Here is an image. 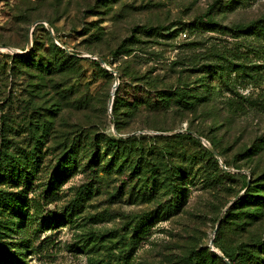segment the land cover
<instances>
[{"label":"rangeland","instance_id":"rangeland-1","mask_svg":"<svg viewBox=\"0 0 264 264\" xmlns=\"http://www.w3.org/2000/svg\"><path fill=\"white\" fill-rule=\"evenodd\" d=\"M0 153L32 172L28 208L0 209L6 264H227L264 230V0H0Z\"/></svg>","mask_w":264,"mask_h":264},{"label":"trees","instance_id":"trees-1","mask_svg":"<svg viewBox=\"0 0 264 264\" xmlns=\"http://www.w3.org/2000/svg\"><path fill=\"white\" fill-rule=\"evenodd\" d=\"M206 23H208L209 26H217V23H215L211 20L207 21ZM40 26H42V25H40ZM212 28H214V27H212ZM171 29L172 28H162V29L153 28V30H156V31L168 32L166 34H169V35L177 32L176 31L177 29L175 31H171ZM235 29H236V31L240 32L243 30V27L237 26V27H235ZM184 31H186V30L180 31V34H181V32H183L184 35H186V32H184ZM49 35H50V33H49ZM54 46L56 49H58L59 52H62V53L65 52L64 50L60 49L58 46H56V45H54ZM32 51L33 50H30L27 54L17 56V57H19L21 59H26V60H32V59H34L31 56ZM115 54L124 55L125 54L124 53V45H121L120 47H118L115 50ZM30 58H32V59H30ZM116 109H117V106H116V102L114 101L112 103L113 113L116 111ZM160 131H162V130H160ZM194 133L196 135L201 136L198 131H194ZM179 137H186L188 139V141H190L192 143H196L198 145L200 144V141L195 139L191 135L177 136V138H179ZM96 141H97L96 144H98L99 140L97 139ZM136 141H137L136 137H130V138H127L126 140H123V139H110L109 140L108 139L106 142L108 144V147H107L108 149H113L116 152H120V151H122L121 145H125L127 143L136 142ZM209 144H210V146L213 147V149L216 151V153L222 157V155L218 151V147H217L218 141L216 139L212 138L211 141L209 142ZM258 149L259 148H255L254 154L260 152V151H258ZM205 152H206V154H208L210 156L212 161L215 162V157L212 154V152L210 150H206ZM114 154L117 155L116 153H114ZM114 154L110 155V159H109L111 162L109 167L112 169L116 165H118V163L115 160H113V159H115ZM31 155H32V157H34L33 154H31ZM23 157H25V155L23 156L20 154L19 157L14 158L13 161L11 162L7 155H4V153H0V184L11 185V184H17L18 182H22L24 184V189L21 190L19 193H11V192H7L6 190L5 191L0 190V209H9V214H11L10 211H14V209H27L28 205H29V202H28L29 198L28 197H29L30 185H31V184H29V175L32 172H28L26 170L27 168L25 166V163H24L25 160L23 159ZM93 158H94L95 164L97 166L99 163V160H100L99 155L96 153V155L93 156ZM224 165L226 168L230 167L226 161H224ZM65 168H66V170L77 171L78 170V164L75 161V163H73L71 166L65 167ZM204 169H203L202 175H201L202 176L201 177L202 183H204L205 186L208 189H210V186L208 185L209 184V181H208L209 175L207 173V170L204 171ZM19 170H21V173ZM218 170H219L218 174L221 173L225 176H230V173H227L226 171L219 169V168H218ZM169 176H172V173H170ZM212 176H214V175H212ZM169 179H172V178L169 177ZM146 185H147V182H146ZM53 186H54V184H53ZM172 186H171V189H172ZM251 187H252L251 182H249V185H248V182L244 183V189H246L245 195L238 201V205L241 204V200H243L245 197H247V199H248L251 196V194H250ZM55 190L56 189H54V187H52L49 189V191H47V194L52 193ZM181 200L182 199L180 198L179 204L182 206ZM73 210L74 209L67 210L64 212V214H62V216L66 217L65 221L66 220L68 221L70 219V217H72L74 215ZM232 210L227 211V213L225 214V217L223 218V221H222L221 225L219 226V228L215 234V239L219 238L220 230H221L220 227L222 225H224V223H226V221L228 220L229 216L232 213ZM258 212H262V211H250V213L253 215V221L262 220L263 212L262 213H258ZM68 213H70L69 216H68ZM134 228H135V230H134L133 237L137 238L138 240L143 238L144 235L138 229L139 228L138 223L136 224V227H134ZM136 230H138V231H136ZM263 234H264V230H263ZM263 234H262V236L251 240L252 242L242 243V245H241L242 247H240L234 253H229L225 249H222L221 252H222L224 258L227 259L230 264H238L239 263V260H238L239 256H242V261L249 262L250 264H264V257L262 256L263 251H264V236H263ZM7 260H9L8 259V251L3 246H0V264H6ZM236 260H237V262H236ZM16 262H20V261H16ZM10 263L16 264L15 262H10ZM191 264H196V263H191Z\"/></svg>","mask_w":264,"mask_h":264},{"label":"water","instance_id":"water-1","mask_svg":"<svg viewBox=\"0 0 264 264\" xmlns=\"http://www.w3.org/2000/svg\"><path fill=\"white\" fill-rule=\"evenodd\" d=\"M38 24H42V25H44L45 27H46V29H47V31L50 33V35H51V37H53V39L57 42V38H56V36H55V34H54V32H53V29L49 26V24L48 23H46V22H43V21H39V22H36V23H34L33 24V27L34 26H36V25H38ZM33 27L29 30V33H28V40H27V45H28V47H29V50H30V48H31V46H32V30H33ZM29 50L27 51V52H21V53H19V54H21V55H25V54H27L28 52H29ZM100 63L101 64H103V61H100ZM107 70L108 71H110L111 72V70L110 69H108L107 68ZM114 91L115 90H113V92H112V98H113V93H114ZM112 98L109 100V108L111 109V106H112ZM208 145H209V143H208ZM209 149H210V151L212 152V154L214 155V157L220 162V165H221V167L224 169V170H227L226 169V167H225V165H224V163L222 162V160L220 159V157H219V155L216 153V151L214 150V149H212L211 148V146L209 145ZM249 182L250 181H248V185H249ZM240 198L238 197V198H236L225 210H224V212H223V214H225L226 212H227V210H229V208H230V206L232 205V204H234L237 200H239ZM222 214V215H223ZM221 219H222V216H221V218L219 219V221H218V223H217V226H216V228H215V231H214V233L216 234V232H217V230H218V228H219V226H220V223H221ZM213 243H212V241H211V245H212ZM224 258V257H223ZM225 259V258H224ZM225 262L227 263V264H230L229 263V261L227 260V259H225Z\"/></svg>","mask_w":264,"mask_h":264}]
</instances>
